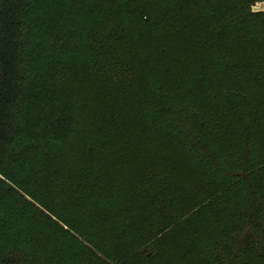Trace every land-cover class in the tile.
<instances>
[{"label":"trees","instance_id":"trees-1","mask_svg":"<svg viewBox=\"0 0 264 264\" xmlns=\"http://www.w3.org/2000/svg\"><path fill=\"white\" fill-rule=\"evenodd\" d=\"M151 2L0 0V264H159L171 253L264 264V13L255 0H171L158 14ZM126 130L158 165L124 166L127 136L113 141ZM77 135L82 161L57 179L67 213H43L26 198L38 162ZM187 159L196 186L168 173ZM122 171L133 212L118 220L96 205L84 220L92 189Z\"/></svg>","mask_w":264,"mask_h":264},{"label":"rangeland","instance_id":"rangeland-1","mask_svg":"<svg viewBox=\"0 0 264 264\" xmlns=\"http://www.w3.org/2000/svg\"><path fill=\"white\" fill-rule=\"evenodd\" d=\"M170 1L171 0H153V2H151L153 11L158 14L159 8L169 5ZM251 11L253 13H264V0H255L251 6ZM236 45L239 46V43L236 42ZM213 86L214 85L209 88L210 94L213 93ZM257 91L261 99L264 100V75L257 86ZM131 102L132 100L128 99V104ZM195 103L196 106L202 108V101L195 99ZM80 112L89 117H91V115L96 116V113L98 114V111L90 114L87 109H81ZM125 112L126 114L129 113L128 110H125ZM126 136L127 141L124 143V147L127 149L129 156H127L124 166L131 167L138 165L142 171H145L146 169L149 170L154 168L153 166L158 165L153 156L145 155L146 153H144L140 147L138 134L134 130H126L120 136L115 138L113 141V148H115V150L121 146V140ZM78 137L80 136L77 135V138L73 143L61 148L56 156L38 162L37 175L34 176V178L38 180V176L39 180L38 182L34 181L29 183L30 196L26 198L33 206L37 207L43 213L47 214L45 208L59 216H62L66 212V205L69 204V194L66 191L67 187L61 186L60 184L58 185L57 179L63 171H67L73 165L81 163L83 158L81 146L83 142ZM119 159L120 155L117 153L114 163H117ZM157 172H163V170L160 169ZM168 173L171 175V178L175 175L178 176L189 186H196L202 181L201 172L196 168L192 159L185 160L180 167L170 169L168 170ZM11 175L12 176L9 178L15 182L16 180L30 178V176L28 177L13 173ZM161 176H163V174ZM161 176H159L158 181H156L157 186H160L163 182ZM128 179V177L124 176V171H122L119 175L111 173L96 184V188H93L92 191L97 199H92L90 201L89 209L91 210V213L84 216V220L89 221L90 218H92L94 206L96 205H99L101 212L108 214L111 218L119 220L120 218L124 219L128 217V215L125 214H130V212H133L134 210V203L131 201V198L135 193V190L132 187L134 182L130 183ZM171 181L172 180H169L167 185H170ZM149 188L150 187H146V189ZM154 189H159V187H154ZM109 250L113 251V248L109 247ZM196 257V255H193L191 258H179L176 254L171 253L167 255L164 262L159 264H201Z\"/></svg>","mask_w":264,"mask_h":264}]
</instances>
